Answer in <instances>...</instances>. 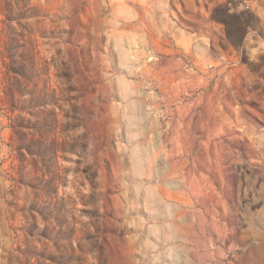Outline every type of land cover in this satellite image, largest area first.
Here are the masks:
<instances>
[{
	"label": "rangeland",
	"instance_id": "obj_1",
	"mask_svg": "<svg viewBox=\"0 0 264 264\" xmlns=\"http://www.w3.org/2000/svg\"><path fill=\"white\" fill-rule=\"evenodd\" d=\"M0 264H264V0H0Z\"/></svg>",
	"mask_w": 264,
	"mask_h": 264
}]
</instances>
